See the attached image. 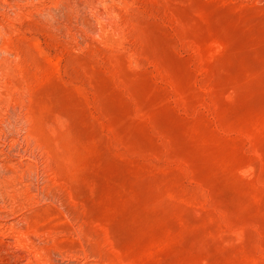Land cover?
I'll return each mask as SVG.
<instances>
[{
	"label": "rangeland",
	"instance_id": "374dc122",
	"mask_svg": "<svg viewBox=\"0 0 264 264\" xmlns=\"http://www.w3.org/2000/svg\"><path fill=\"white\" fill-rule=\"evenodd\" d=\"M0 32V264H264V0H0Z\"/></svg>",
	"mask_w": 264,
	"mask_h": 264
},
{
	"label": "bare ground",
	"instance_id": "6f19581e",
	"mask_svg": "<svg viewBox=\"0 0 264 264\" xmlns=\"http://www.w3.org/2000/svg\"><path fill=\"white\" fill-rule=\"evenodd\" d=\"M10 4V3H9ZM5 30V29H4ZM2 32H3V29H2ZM1 33V32H0Z\"/></svg>",
	"mask_w": 264,
	"mask_h": 264
}]
</instances>
